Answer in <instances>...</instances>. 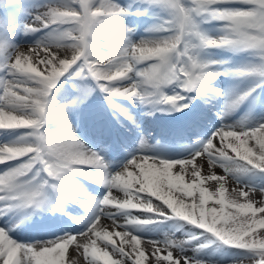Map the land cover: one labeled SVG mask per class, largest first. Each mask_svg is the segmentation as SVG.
Instances as JSON below:
<instances>
[{
	"label": "snow or ice",
	"instance_id": "1",
	"mask_svg": "<svg viewBox=\"0 0 264 264\" xmlns=\"http://www.w3.org/2000/svg\"><path fill=\"white\" fill-rule=\"evenodd\" d=\"M143 3L165 15L152 30L153 38L139 43L124 35L111 42L106 36L118 31L115 21L127 14L115 0H49L34 23L25 25L26 34L45 33L28 48L12 44L15 25L0 19V131L22 132L15 143L0 145V219L11 214L18 226L39 212L63 213L69 203L91 213L87 226L75 235L65 232L28 245L13 240L7 226L0 227V264H68L70 247V264H80L81 257L83 264H206L200 257L213 243L239 250L236 264H264V232H258L264 229V199L260 206L249 199L250 192L264 194V188L241 182L245 175L264 174V123L222 124L185 159L148 154L142 141L141 154L111 173L98 153L74 139L64 116L86 96L53 108L52 90L66 77L73 84L94 81L126 119L131 117L114 102L117 98L183 112L192 93L222 95L206 85L223 73L197 55L209 48L252 51L258 63L232 74L264 83V0ZM208 18L223 23L222 36L211 38L200 30L201 19ZM169 86L179 91L166 95ZM253 91L226 102L219 118ZM49 125L59 130L50 131ZM201 157H206V173L203 164L197 166ZM77 178L105 188L102 201H89L76 187ZM229 180L235 185L230 197ZM209 181L215 182L214 190L205 186ZM133 209L149 215H134ZM70 219L79 222L77 216ZM102 220L111 225L103 226ZM169 221L186 222L199 232L185 238L175 232L158 239L141 235ZM142 241L150 247H142Z\"/></svg>",
	"mask_w": 264,
	"mask_h": 264
},
{
	"label": "rangeland",
	"instance_id": "2",
	"mask_svg": "<svg viewBox=\"0 0 264 264\" xmlns=\"http://www.w3.org/2000/svg\"><path fill=\"white\" fill-rule=\"evenodd\" d=\"M262 123H264V120L262 121ZM231 154V153H230ZM202 164V162L201 161H199V160H197V166L199 167L200 165ZM204 167V172L206 173L207 172V170L208 169H206V167L205 166H203ZM174 171H175V169H174ZM214 171L218 174V175H224V173H223V170L222 169H220L219 167H216L215 169H214ZM253 177H254V179H256L257 181H259L260 182V184L259 185H255V184H253V182H252V179H253ZM241 182L243 183V184H246V185H248L249 187H252V188H256V189H260V188H264V176L262 175V174H259V178H257L256 177V174H248V175H245V176H243L242 178H241ZM206 187H210V189L211 190H214V186H215V182H211V181H209V182H206V185H205ZM226 187H227V189H228V192L226 193V195L227 196H231L232 195V193H231V190L233 189V187H235V185L233 184V182L231 181V180H229L228 182H227V184H226ZM154 199V198H153ZM249 199L250 200H252L255 204H256V206H260V201L262 200V199H264V194H262L261 192H259V191H255V192H250L249 193ZM240 202H246L243 198H240ZM155 203H160L159 201H155ZM209 207H211L212 206V203L210 202L209 203V205H208ZM218 207V206H217ZM259 215V214H258ZM161 228V227H160ZM166 232H168V230H166L165 231V233ZM258 232H264V230H262V229H258ZM194 233H197L196 231H194V230H190V231H187V232H184V234L183 235H181L180 237H178L179 236V234H176V237L177 238H184V237H186V236H189V235H192V234H194ZM164 234V233H163ZM162 234V235H163ZM162 235H160L159 233L156 235V234H154V236L155 237H150L149 239H158V238H160ZM142 247H150V245H147V243L145 242V241H142ZM192 253L190 252L188 255H191ZM204 256H201L200 258H202L204 261H206V264H211L212 262H210L209 260H207L206 258H203ZM227 261H225V262H222V263H220V264H227L226 263ZM216 264V263H215ZM232 264V263H231ZM234 264H236V262H234Z\"/></svg>",
	"mask_w": 264,
	"mask_h": 264
},
{
	"label": "bare ground",
	"instance_id": "3",
	"mask_svg": "<svg viewBox=\"0 0 264 264\" xmlns=\"http://www.w3.org/2000/svg\"><path fill=\"white\" fill-rule=\"evenodd\" d=\"M203 166L206 167V169H208V165L204 162H202ZM208 171V170H207ZM143 244V243H142ZM148 245V244H147ZM74 247V246H73ZM147 247V246H146ZM71 258H72V249L70 250L69 254H68V261H69V264H70V261H71ZM80 264H82V262L80 261Z\"/></svg>",
	"mask_w": 264,
	"mask_h": 264
}]
</instances>
